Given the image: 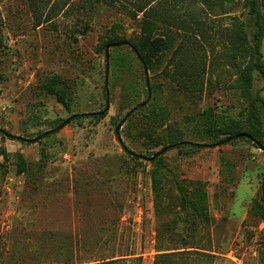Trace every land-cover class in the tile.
<instances>
[{
    "label": "rangeland",
    "instance_id": "obj_1",
    "mask_svg": "<svg viewBox=\"0 0 264 264\" xmlns=\"http://www.w3.org/2000/svg\"><path fill=\"white\" fill-rule=\"evenodd\" d=\"M202 6L193 12L206 22L204 35L158 26L156 34L173 42L157 49L147 65L149 96L139 58L122 77L111 66L107 70L112 40L149 51L140 24L119 8L99 2L90 14L60 15L58 28L35 27L27 0H0V264H31L33 256L38 264L56 263L68 255L86 261L115 255V264H126V252L152 264L158 228L169 230L167 239L183 237L214 252L215 264H264V149L248 137L216 140L208 130H250L244 120L248 100L223 52L235 19L246 22L251 39L254 25L244 0L214 12L204 13ZM79 18L91 23L85 33L75 24ZM120 51L134 53L128 45ZM185 54L210 66L194 91H184L168 73ZM126 75L137 77L133 104L122 93ZM54 77L61 81L50 93L47 83ZM253 92L264 96L257 71ZM143 101L121 126L119 141V122ZM97 111H103L100 119L74 117ZM70 117L53 130V120ZM170 139L200 146L173 147L157 159L164 199L159 212L156 162L140 155L154 156ZM19 154L29 171H18Z\"/></svg>",
    "mask_w": 264,
    "mask_h": 264
},
{
    "label": "trees",
    "instance_id": "obj_2",
    "mask_svg": "<svg viewBox=\"0 0 264 264\" xmlns=\"http://www.w3.org/2000/svg\"><path fill=\"white\" fill-rule=\"evenodd\" d=\"M29 8L33 17V24L35 27L50 25L58 28L55 21L57 17L62 14H76L82 13L84 15L90 14V10L96 3L102 2L104 4L119 8L121 12L127 14L131 19L140 24L141 38L148 48V53L143 54L138 50L137 44L130 46L133 52H121V48L125 45L115 46L117 40H112L107 46H113L115 50L108 55V67H112L115 73L125 72L129 74L132 72V59L137 57L146 65L152 62V55L157 49H163L169 42H173L170 36L157 35L158 26L164 25L173 27L177 30L193 31L195 34L200 32L202 35L206 32V22L201 15L193 12L197 5H203L202 11L214 12L217 8L226 9L227 4L233 0H27ZM244 3L249 7L248 15L251 23L254 25V32L252 39L249 37L246 22L244 20L235 19L232 27L227 31V42H224L225 51L223 56L228 60L237 74L236 83L240 88L242 95L248 100L247 111L244 112V120L246 125L250 127L249 131L224 132L223 130L208 127L209 132L216 137V140L236 139L248 137L257 147L264 149V96L259 92H253L254 73L257 71L264 77V0H244ZM79 26L82 33L87 32L91 28V23L88 20L78 19L75 22ZM122 41V40H120ZM106 52V51H105ZM193 52V51H192ZM192 54V53H191ZM191 54L181 55L174 64H171V70L168 71L171 79L184 91H194L203 81V76L209 71L208 64L203 59L198 60L191 56ZM107 61V59H106ZM144 65V64H143ZM170 65V64H169ZM170 67V66H169ZM145 71V70H144ZM137 77L131 79L124 76L123 95L129 104H133L139 99V90L136 84ZM146 80V78H145ZM59 77H54L52 81L47 83V89L50 93H56L55 84L60 82ZM138 108L134 107L131 112L133 114ZM130 114V115H131ZM89 116L100 119L104 114L101 111L91 112L89 114H76L74 117ZM67 119L53 120L51 123H58L53 129L57 131L64 127ZM64 124V125H63ZM52 131V130H51ZM50 131V132H51ZM230 136H228V134ZM234 133V134H231ZM227 136L222 137V135ZM16 138V137H15ZM37 140V139H36ZM32 139V141H36ZM170 144L163 147V149L154 154L152 162L155 163V168L152 171L153 189L155 192V207L157 211H161L163 207V196L160 189L162 182V168L157 159L161 155L173 147H181L184 144L195 145L200 144L190 141H180L181 139H170ZM1 151V150H0ZM2 153H5L2 150ZM19 168L18 171H29L28 161L19 154ZM161 161V159H159ZM206 198L205 192L199 194L198 202L203 205ZM182 199L192 205L196 210L199 209L198 202L190 200L186 194H183ZM192 225L197 227V220H193ZM168 229L158 228L155 238L156 253L154 255L152 264H215L217 255L209 249L203 248L196 244L193 240L179 238L172 240L165 238ZM54 247H58L55 245ZM61 247V246H59ZM135 253H123L126 257V264H140L141 256H137L136 260H131L130 256ZM33 256L29 261L31 264L35 263ZM115 255L104 257L97 260L86 261L82 257L71 256L58 260L56 263L47 264H115Z\"/></svg>",
    "mask_w": 264,
    "mask_h": 264
},
{
    "label": "water",
    "instance_id": "obj_3",
    "mask_svg": "<svg viewBox=\"0 0 264 264\" xmlns=\"http://www.w3.org/2000/svg\"><path fill=\"white\" fill-rule=\"evenodd\" d=\"M130 45V42L129 41H119V42H116L115 43V46H121V45ZM108 55H109V46H107L106 48V59H107V64H108ZM143 64H144V70H145V78H146V83H147V88H148V93H149V96L151 95V88H150V81H149V72H148V67L146 65V63L143 61ZM109 69V67L107 66V70ZM107 79H108V73H106V85H107ZM106 92H107V95H108V87L106 86ZM147 104V101H143L141 102L140 104H138L136 106V108H140V107H143ZM103 112V111H102ZM132 110H129L125 117L119 122L118 126H117V129H116V134H117V137H118V140L121 141V135L119 133V130L121 128V126L124 124V122L127 120V118L130 116ZM72 119V117H70L69 119H67L66 122H69L70 120ZM66 124V123H64ZM63 124V125H64ZM2 133H4L5 135L9 136V137H16L20 140H23V141H29L30 139L28 138H24V137H21V136H17V135H13V134H10V133H6L5 131H3ZM229 139H225L224 141H228ZM140 157L142 159H145V160H148V161H152L154 159L155 156H144V155H140Z\"/></svg>",
    "mask_w": 264,
    "mask_h": 264
}]
</instances>
